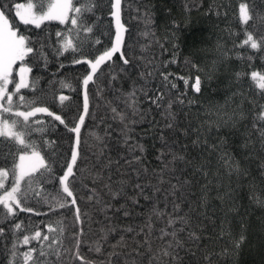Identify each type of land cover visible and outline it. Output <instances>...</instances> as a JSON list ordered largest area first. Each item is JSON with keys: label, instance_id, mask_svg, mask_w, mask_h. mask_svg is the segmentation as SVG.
<instances>
[{"label": "trees", "instance_id": "16d2710c", "mask_svg": "<svg viewBox=\"0 0 264 264\" xmlns=\"http://www.w3.org/2000/svg\"><path fill=\"white\" fill-rule=\"evenodd\" d=\"M17 2L27 0H0V7L8 5L18 34L31 37L37 48L47 38L46 60L25 61L32 67L31 87L21 92L36 101L32 106H46L74 127L84 100L78 76L87 67L73 60L97 56L100 52L90 44L94 39L111 44L112 0H72L77 7L92 5L81 18L93 36L82 40L81 50L63 55L57 54L56 33H68L72 13L64 24L46 20L37 29L15 17ZM240 3H247L255 16L251 27L239 21ZM120 19L122 48L132 52L130 64L106 61L88 85L78 171L70 178L77 204L61 208L56 199L62 194L58 177L70 161L74 133L38 113L29 120L25 140L38 147L51 172L33 182L39 195L29 190L28 206L44 214L17 210L16 217L5 219L0 210V228L5 230L0 264H25L23 253L32 248L36 252L28 264H79L72 253L74 236L81 230V252L90 264H264V121L257 119L264 94L251 79L253 72L264 75V53L241 46L245 28L264 36V0H121ZM169 73L165 81L162 74ZM197 76L200 92L193 89ZM161 92L164 102L157 108L149 97ZM60 95L68 99L61 102ZM169 122L172 129L165 127ZM23 151L14 139L0 137V168L9 170L6 187ZM92 191L95 196L89 199ZM170 219L175 224L169 225ZM48 225L55 231H48ZM173 228L175 238L162 234ZM36 230L49 240L23 245V235ZM97 244L99 252L90 250ZM41 249L44 256H38Z\"/></svg>", "mask_w": 264, "mask_h": 264}, {"label": "snow or ice", "instance_id": "6c2138e0", "mask_svg": "<svg viewBox=\"0 0 264 264\" xmlns=\"http://www.w3.org/2000/svg\"><path fill=\"white\" fill-rule=\"evenodd\" d=\"M120 5L121 0H114L112 7L114 12L112 15L116 19V35L115 40L112 46L99 55H97L94 59L81 58L74 59V64H86L90 68V72L86 74L82 80V85L84 88V100H83V113L84 115L79 116V122L74 127H68L65 124L64 119L60 115H57L50 111L46 106H32L36 104L35 100H27L26 96L21 92L22 89L30 88V84L28 81L29 73L32 72V67L29 66L31 61L39 59H45L43 49L47 46L46 39L40 41V47L37 48L31 37H28L24 34H18L19 29L17 26L13 25L10 22V19L7 15L8 5L0 7V137H9L16 141L17 144L23 146V153L19 154V162L14 163V166L11 170L13 180L9 187H6V181L9 176V170L0 168V206L4 211L5 219H11L17 216V210L19 212L31 213L33 215H42L39 210L28 206V191L32 190L36 196L39 195V192L35 191L32 188L33 182L35 180H40L44 177L45 173H50L51 168L45 161L44 156L41 155L38 147L32 142H26L25 135L27 131L30 130L29 120L31 117H35L38 113H44L54 120L59 121L60 124H65V127L68 129L70 133L75 134V146L71 149L70 161L66 164L65 170L61 176L58 177L59 185L61 186L62 194L59 195L57 199L58 206L63 208L66 204L70 203L75 206L77 204V198L73 191V184L75 183L74 178L77 174V170L74 171L77 165V160L79 156V144H80V132L81 125L84 123L85 115L89 110V99L87 88L90 82H93V78L96 75L101 64L106 62L107 60H111L113 55L117 52H120V58L124 65H129L130 61L126 57V55L121 51L122 46V32L124 31L123 26L120 24ZM92 5L90 4H81L79 7L74 6L72 0H47L46 3L42 2V0H27V2L14 3L15 9V17L19 18V21L24 25H33L35 28L39 29L41 24L46 20H56L59 21L60 24H64L69 20V14L72 13L71 16V25L72 28L68 30L67 34L62 32H57L56 43L59 45L57 48V54L63 55L64 52L71 50L72 52H77L82 48V40H80V33H91L92 28L85 25L84 19H82V15L84 12L88 11ZM239 21L243 25H249V21H253L255 19L254 14L250 11L247 3L239 4ZM249 27H251L249 25ZM73 30H75L73 34ZM245 36L246 38L242 41L241 46H248L253 50L260 51L264 53V36H255L248 28H245ZM39 40V37H37ZM99 43V41H97ZM28 60L29 64H26L25 61ZM19 64L18 69L16 70V75L18 79L13 78V69L14 66ZM195 67V66H194ZM165 81H168L169 74H162ZM180 79H184L180 77ZM251 79L256 82V86L261 90V93L264 94V75H261L257 72H253L251 74ZM184 83L187 84L188 81L185 79ZM13 85V90L9 91V85ZM67 86V85H65ZM171 89L176 88L175 83H171ZM193 88L196 92L201 91V78L199 76L196 77ZM147 95V93H145ZM164 93L161 92L159 95L153 94L152 97H149L151 102L156 105L157 108L162 107L164 102ZM14 97H16V101L14 102ZM68 97L64 95L59 96V100L61 102L67 100ZM131 99H135V92L131 94ZM181 104L184 103L182 98H178ZM173 101L169 100L168 109H171ZM22 108H26L27 110H21ZM115 111V109H113ZM7 114V115H6ZM168 115L174 119V114L168 112ZM10 117H16V119H10ZM258 120L264 121V110H262L257 117ZM35 123H42L40 120H36ZM20 125V130L17 129V125ZM168 129H172L174 127L173 123L169 122L165 126ZM261 136L264 138V124L261 125ZM160 139L163 141L164 136L163 133L160 136ZM140 151L143 152V146L139 145ZM30 150V151H29ZM19 151V150H17ZM163 153H161V159ZM135 159L139 160V157ZM176 159V157H174ZM179 159H183V157H179ZM39 174V175H37ZM51 176H48V179H51ZM22 183H24V187H22ZM107 186V185H106ZM176 186L174 185L173 188ZM137 189H140V195H143V188L141 185H136ZM114 195H118V193H114ZM95 196V192L89 195V199H93ZM145 199L148 197L145 196ZM135 199L133 203H137ZM126 216L129 213L126 211L124 213ZM76 219L80 220V210L79 207H76ZM169 225L175 224V221L170 219L168 221ZM14 228L16 230L21 229L20 223H15ZM48 231H55L50 225L47 226ZM114 230V229H109ZM4 228H0V236L4 233ZM128 231H132V229H128ZM163 235H172L175 238L176 229L173 228L171 233H162ZM83 235V231L76 233L74 236V248L75 251L72 253V257L75 261H78L79 264H90V261L82 254L81 245L83 241L81 240V236ZM190 238L193 240L197 239L195 233H190ZM48 241L49 236L43 235L40 230L34 231L32 235H23L22 244L28 245L32 240L40 241V240ZM243 240V236H241V241ZM237 242V247H239V243ZM177 246H181L180 242L176 241ZM51 247V245H49ZM171 247V245H170ZM13 248H16V245H13ZM94 250L96 252L100 251V246L97 244ZM36 252L35 248L28 250L23 253V258L25 264H28L29 260L33 259V253ZM165 255H171L170 252L165 251ZM45 253L43 249L38 252V256H44ZM57 255L59 253L57 252ZM13 256H15V252H13Z\"/></svg>", "mask_w": 264, "mask_h": 264}, {"label": "bare ground", "instance_id": "6f19581e", "mask_svg": "<svg viewBox=\"0 0 264 264\" xmlns=\"http://www.w3.org/2000/svg\"><path fill=\"white\" fill-rule=\"evenodd\" d=\"M112 25H113V24H112ZM113 29H114V25H113ZM114 33H115V29H114ZM82 34H83L84 37L81 38V40H89V38L93 36V31H92L91 33H84V32H83ZM114 36H115V35H114ZM114 36H113L112 39H111V44L108 43L107 41H102L101 39H98L99 43H97L96 39H94V40L92 41V43H90V44H92L93 46H95V47L97 48V51H99L100 53H102L103 51H105L106 49H108V48L111 47V45H112V43H113V40H114ZM123 37H124V36H123ZM121 51L126 55V57H130V56L132 55V52H131L128 48H124V49H123L122 46H121ZM100 53H98V55H99ZM93 54H94V50H93ZM120 55H121V53H120V52H117V53H115V54L113 55V57H112L111 60H107V61H110V63H111V62L120 63L121 65L126 66V65L123 64V62H122V60H121V58H120ZM95 57H96V56H95ZM95 57H93V59H94ZM17 65H18V64H17ZM17 65H16V66H17ZM86 67H87V70H85V73H84L83 75H81V76H78V77H79L78 81H79L80 88H82V92H83L82 80H83L84 76H85L86 74H88V72H89V67H88V65H86ZM103 69H105V64H101L98 70L101 72V70H103ZM15 73H16V71H15V67H14V69H13V76H15ZM93 82H94V79H93ZM93 82H90V83L93 84ZM90 83H89V84H90ZM193 89H194V88H193ZM194 91H195V90H194ZM195 92H196V91H195ZM73 147H74V143H71V148H73Z\"/></svg>", "mask_w": 264, "mask_h": 264}, {"label": "rangeland", "instance_id": "374dc122", "mask_svg": "<svg viewBox=\"0 0 264 264\" xmlns=\"http://www.w3.org/2000/svg\"><path fill=\"white\" fill-rule=\"evenodd\" d=\"M45 3V2H44ZM114 3V0H112V4ZM114 12V9H113V7H112V13ZM112 13H111V16H112V21H113V25H114V29H115V33H114V35H116V19H115V17L112 15ZM18 18V17H17ZM56 21V20H55ZM120 24L122 25V23H121V19H120ZM123 26V25H122ZM123 36H124V31L122 32V42H123ZM114 40H115V36H114ZM114 40H113V43H114ZM112 43V44H113ZM112 46V45H111ZM15 67V71L18 69V67H19V64L17 65V66H14ZM91 70H90V68H89V72H90ZM13 78H15V79H18V77H17V75H16V73H15V76H13ZM28 81H29V76H28ZM13 90V85H9V91H12ZM83 98H84V88H83ZM7 115V114H6ZM80 115H84V113H83V108H82V111H81V113H80ZM79 115V116H80ZM10 119H16V117H10ZM79 122V117H78V120H77V123ZM76 123V124H77ZM16 130H18V129H16ZM73 143H74V146H75V134H74V137H73ZM19 162V159H17V163Z\"/></svg>", "mask_w": 264, "mask_h": 264}]
</instances>
